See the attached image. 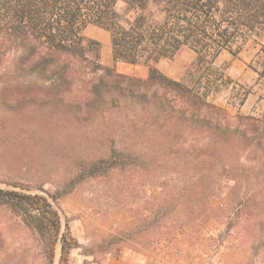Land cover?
<instances>
[{"label": "rangeland", "instance_id": "rangeland-1", "mask_svg": "<svg viewBox=\"0 0 264 264\" xmlns=\"http://www.w3.org/2000/svg\"><path fill=\"white\" fill-rule=\"evenodd\" d=\"M149 12L162 20L154 4ZM84 35L101 43L100 61L112 65L110 34L89 26ZM255 53L217 58L233 84L209 96L220 110L197 112L204 122L179 104L116 97L98 107L7 106L4 89L15 84L6 74L15 60L10 54L0 65V187L22 183L48 197L101 164V174L52 201L79 244L69 264H264V133L256 131L261 123L246 120L264 121ZM194 61L185 48L157 67L193 85ZM115 69L148 75L144 63ZM84 97L74 91L66 98ZM59 259L60 246L53 264ZM0 264H47L36 233L3 207Z\"/></svg>", "mask_w": 264, "mask_h": 264}, {"label": "trees", "instance_id": "trees-1", "mask_svg": "<svg viewBox=\"0 0 264 264\" xmlns=\"http://www.w3.org/2000/svg\"><path fill=\"white\" fill-rule=\"evenodd\" d=\"M119 3L125 5L122 13ZM151 4L162 13L161 21L149 12ZM89 26L110 34L115 63H144L147 78L103 65L101 43L84 35ZM185 48L195 54L192 65L199 75L193 85L171 79L157 67ZM249 49L256 52L258 80L264 82V0H0V65L15 56L6 73L15 82L4 89L7 106L98 107L116 97L164 107L179 104L193 109L189 114L196 122H204L197 112L220 110L209 96L233 84L226 68L215 66L217 58L223 52L237 57ZM74 91H84L86 97L68 100ZM246 120L261 123L256 131L264 133V121ZM100 165L77 175L62 193L47 192L48 197L33 194L34 188L22 183H5L14 189L0 187V207L16 213L36 233L47 264L54 263L58 246L59 264H69L79 247L53 202L101 174Z\"/></svg>", "mask_w": 264, "mask_h": 264}, {"label": "crops", "instance_id": "crops-1", "mask_svg": "<svg viewBox=\"0 0 264 264\" xmlns=\"http://www.w3.org/2000/svg\"><path fill=\"white\" fill-rule=\"evenodd\" d=\"M125 65H130V64H126V63H124ZM120 65V63H115L114 61L112 62V65H109V64H107L106 66H109V67H113V68H115V67H117L118 68V66ZM148 76V75H147ZM145 78H147V77H144L143 79H145Z\"/></svg>", "mask_w": 264, "mask_h": 264}]
</instances>
